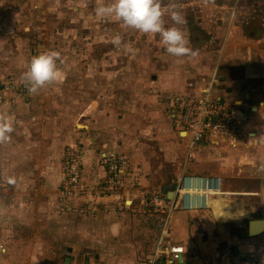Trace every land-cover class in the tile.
Here are the masks:
<instances>
[{"label": "crops", "instance_id": "0c3cea01", "mask_svg": "<svg viewBox=\"0 0 264 264\" xmlns=\"http://www.w3.org/2000/svg\"><path fill=\"white\" fill-rule=\"evenodd\" d=\"M59 1L50 0L44 5L57 7ZM64 1L67 7H73L74 16L84 12V17L88 18L95 13L89 0ZM93 2L95 7L100 4ZM40 4L37 0H0V10L8 8L12 22L15 21L11 28L2 29L13 37L24 30L28 36L19 41L16 49L21 51L19 54H30L32 59L39 53L32 49L28 53L25 47H32L29 40L32 32L43 28L42 37L46 38L43 45L48 46L47 52L59 53L61 64L64 59L79 60L76 72L83 71V85L77 83L79 88L75 89L69 80L72 75L69 65H60L62 77L50 84V88L46 85L32 95L28 103L20 101L17 106H0V114H6L14 126L12 141L0 142V241L6 248V252L0 254V264H64L69 249L74 264H84L82 255L92 257L93 264H147L157 254L165 230L185 248L186 255L178 264H264V232L257 237L249 235L250 221H264V217L241 225L239 222L244 219L240 217L229 225L233 213L224 209L219 215L214 209L215 198L204 214V221L197 216L201 212L160 211L150 203L158 196L167 200L166 206L170 207L173 198L169 199L170 191L164 189L175 186L184 175L197 179L218 177L223 187L221 174L237 171L244 175L249 170L248 188L256 185L262 193L264 186H258V182L263 179L260 173H264L260 167L264 164V49L258 53L250 49L240 61L224 55L223 67L230 78L222 76L221 82L213 75L216 72L211 75L207 66L195 60L197 55L186 56L192 68L188 74L180 61L169 66L164 59L149 63L145 46L142 47L144 58L148 59L138 71L128 61H117V57L103 63L100 58L86 61L83 54L94 52V47L74 45L77 41L72 40L68 25L63 30L62 25L56 24L59 20L52 21L55 8L48 11L44 19H37L32 11ZM77 6L80 8L76 9ZM255 25L264 28L262 20ZM182 26L187 30L193 28L190 35L198 40H191V36L190 41L196 50L207 43L202 39L203 34L205 38L208 35L198 25ZM130 31L141 35L136 30ZM259 33L254 39L256 42L264 39V33ZM113 34L121 36L122 32L115 30ZM207 40L209 42L210 38ZM57 43L64 49L55 50ZM126 47L139 56L135 47ZM123 49L114 46L109 55L121 53ZM230 52L223 51L224 54ZM78 55L80 59L76 58ZM70 67L74 69L72 64ZM241 69L243 76L247 73L245 80L234 76V71ZM209 76L210 81L206 82ZM69 85L77 92V106L69 97L70 91H64ZM207 88H211L212 95L223 105L229 106L238 127L246 134V142L231 148L220 141L206 140L190 153L189 137L174 127V104L170 103L178 98L199 96ZM62 102L61 112L58 110L54 115L49 111V104L59 106ZM38 104H42V111L28 118L27 124L19 121L14 125L17 118L25 116L24 110ZM73 144L81 148L82 179L87 184H99L107 178L99 162L101 155L121 153L126 157L127 191L121 203L115 205L114 200H105L84 205L60 194L64 150ZM214 160L220 163L219 169L204 174ZM226 193L235 196L236 191L226 190ZM208 215L212 223L207 222ZM160 262L165 264L163 259Z\"/></svg>", "mask_w": 264, "mask_h": 264}, {"label": "rangeland", "instance_id": "374dc122", "mask_svg": "<svg viewBox=\"0 0 264 264\" xmlns=\"http://www.w3.org/2000/svg\"><path fill=\"white\" fill-rule=\"evenodd\" d=\"M93 1L94 0H89L90 2L89 4H91L92 7L96 8L97 6L95 7V5H93L94 3ZM96 2L100 3L99 6H101L110 3L111 0H99V1L96 0ZM65 3L67 2L61 0V2L60 1L58 2L57 7H54L53 4L44 5V3H42L38 5L35 8L36 10L32 12L36 14L35 17L37 19H44L46 17V13H48V11H51L52 9L55 8V15L52 18V21L59 20L56 21V24L62 25L64 27L63 30L68 25L69 30L72 33V40L77 41V42L74 41L75 42L74 45L78 47H82V46L90 47V48L94 47L95 49L94 52H89L88 55L81 53V55L83 54L85 56L86 61H97L100 58L101 61L100 63H103L108 61L107 59L110 57H112L111 59H115L117 57V61H119L120 59H122V61L125 60L124 63L128 61L131 67H133L136 71H138L139 69H142L144 66L142 62L148 59V58H144L145 54H147L149 56V60H148L149 63L150 62L153 63V61L156 60L158 61V59L159 61H162L164 59L166 64H168L169 66V64H173L172 62L174 61H180L182 67H184L183 69H185L188 74H190V72L192 71L191 70L192 68L189 66L190 63H188V61L186 60L187 58L186 56L181 58L173 57L170 56L166 52V50H164L163 52L165 53V56L164 57L162 56V47H164V45L161 43V38L158 34L152 35V34H144L139 32L141 35L136 36V33L130 31L131 29L122 27V25L119 22H116L114 19L104 18L105 22H103V19L96 18L95 13H92L93 17L89 15L88 18H85L84 17L85 13L83 12L77 17L74 16L76 14L73 12V7L69 8L67 7V5H65ZM161 4H162V9L165 11V15L163 19L165 21L166 28L177 26L173 24L169 14V5L176 4L178 5V10L182 12L185 20L189 21V24L198 25L199 28L206 35H208L205 38L203 34V39H202L204 42H207L208 44L205 43L202 46H199V50H196L195 46L190 41L192 36L190 35L192 33L190 31V28H188L187 30V28H185L182 25L180 27L185 35V38L188 41L187 46L190 47V45L192 44L191 49L197 53V57L195 58V60L198 61L200 60V63L202 65L207 66L212 71L214 70L213 72H216L215 74H213L215 78L219 74V70H220L219 67L221 65L220 63L224 60L223 58L225 57L224 55L235 57L236 61H240L244 57V52L246 51L250 52L249 51L250 49H255L253 51L258 53L259 50L264 49V39L260 42H256L254 40L256 36H260L259 32L264 33V28L260 29L259 27L256 26L255 32L249 29L251 23H255L256 21H261V20L263 22V27H264V3H254L248 0H214V3H209L206 5L204 3V0H161ZM75 8L79 9L80 7L77 6ZM10 14L11 12H9L8 8L6 9L2 8L0 10V83H6V85L8 86H12L13 84L20 86V84H23L21 82V75L28 68L31 58L29 56L30 54L29 55L24 53L19 54L21 51L17 52L18 50L16 48L18 47L19 41L26 40L28 34L24 30H22L18 36L13 37L12 35H9L7 31H4L2 29L5 28L7 30V28H11L12 26H14L15 21L14 23L12 22L13 18L10 17ZM47 16H50V14ZM92 18L96 20H93L92 22ZM38 25H41V22H39ZM27 29L31 30L32 28H27ZM115 30L120 33L122 32L121 46L124 47V49L121 53L118 54L114 53L113 56H110L109 53L112 51L111 48L112 49L114 48V45L112 44L111 41L112 38L114 37L113 33ZM109 32L111 34H108ZM32 34H33L32 39H29L32 42V47L31 46L25 47L28 53L31 51L30 49L34 51L36 50V52H38L39 55L41 53L47 52L45 48L48 46L46 45V43L45 45H43L44 42H46V38L42 37L43 28L41 27L36 28L34 32H32ZM92 38L95 39L92 40ZM209 38L210 40L208 42L207 39ZM68 39L64 41H68ZM229 45L231 48L229 47ZM126 46L135 47L140 52L139 56L135 52L125 50L126 48H128ZM143 46H145L148 49L149 51L148 53H145V51L143 50L144 48ZM63 49L64 47L63 46L60 47L59 43H57V46H55V50L59 51ZM226 49L231 50L230 54L223 53V51ZM95 51H97V53ZM156 52L158 53V55H156ZM221 56L223 59L221 58ZM76 58H79V55ZM59 60L61 59L59 58L57 60L58 67H60V65L64 67L66 64L69 65V69L72 74L69 80L74 83L73 84L74 88L75 89L79 88V86H77V83H80V85L82 86L83 71H79L78 74L76 72V67L79 66L78 65L79 60L78 61L71 60L70 62L69 59L68 61L64 59L63 64H61L62 61ZM219 60L220 63L218 65ZM210 61L216 63L210 64ZM71 64L72 67H74V69L70 67ZM101 71L104 70L101 69ZM78 79H80L79 80L80 82H78ZM205 81L209 82L210 79L209 80L206 79ZM221 81L222 78H219L218 82ZM47 86L49 88L51 87V85H47ZM215 87L213 86V88ZM64 88H65L64 91L66 92L70 91L69 93L71 95L69 97L77 106V102H76L77 92L75 91V89H72L71 85H69L68 87L66 86ZM53 95L54 93L52 94V96ZM8 97L9 99H12L13 93L11 92L8 93ZM30 99H31L30 97L28 100L23 98H18V100L15 103L2 101L0 103V106L12 107L13 105L15 106L16 104L17 105L21 104L20 101H24L25 103H28ZM63 104L64 102H62V104L59 106L57 104L55 105L49 104L48 109L50 112H53L54 115H56V112L58 110L60 112L62 111ZM170 104L173 105L174 100ZM40 105L42 107V104H38L31 109L29 108L24 110L23 114L25 116L22 115V117L17 118V121H15L14 125L18 124L19 121L21 122L23 121V123L27 124L28 118H31L32 115H34V113L38 114L40 111H42ZM76 106L74 108H76ZM0 113H2V110H0ZM10 121L11 119L9 120V122ZM12 127L14 128L13 125ZM11 139H12V133L10 140ZM85 156L87 157V155ZM219 166L220 163L217 160L212 161L211 163L208 164L207 169H205L204 171V174H210L212 172L214 173L216 170L219 169ZM248 171L249 170H247V172ZM247 172H245L244 175H239L237 171L227 173V175L221 174V177L223 179L224 193H226V190L236 191V193H234L235 196H231L230 195L231 193H226L229 195L214 199L215 202H219L221 199H223V201H225V205H228V207H230V211L231 213H233V215L229 219L230 220L228 222L229 225L232 222H235L236 220L240 219V217L244 219V222L243 221L241 222L240 220L239 222L240 225L247 223L249 220H253L254 218L264 217L263 215L264 187L262 189L263 190L262 193L258 191L256 185L252 187V189L251 188L249 189L247 183L248 180L250 179V176ZM259 176H262L263 179L261 182L260 181L258 182V184L260 183L258 186L261 185L264 186V173H260ZM256 194L258 196H255ZM252 195H254L255 197ZM254 210H256V212H254ZM150 211L153 212L152 209H150ZM206 213L207 212L197 213L199 220L204 221L205 220L204 214ZM136 216H138V214H136ZM200 216L203 219H201ZM207 218H208L207 222L209 223L213 222L210 215H208ZM220 227L227 228L226 225H221Z\"/></svg>", "mask_w": 264, "mask_h": 264}, {"label": "built area", "instance_id": "2783aa9c", "mask_svg": "<svg viewBox=\"0 0 264 264\" xmlns=\"http://www.w3.org/2000/svg\"><path fill=\"white\" fill-rule=\"evenodd\" d=\"M46 3L50 0H37ZM254 3H264V0H248ZM13 93L9 99L8 93ZM31 95V96H30ZM30 94L23 84L20 86L6 83L0 84V103L2 101L15 103L18 98L28 100ZM174 127L178 132L189 137L190 153H194L198 144L206 140H216L226 146L234 148L246 142V134L238 127L228 105H223L213 95L211 88L196 97H185L174 100ZM107 178L99 184H87L83 181L84 157L80 146L73 144L65 148L62 160L63 181L60 194L70 201L82 204L97 203L99 201L114 200L115 205L121 203L127 191L128 162L121 153H108L99 157ZM221 178L197 179L191 175H184L174 186V197L170 207L167 200L154 196L150 203L160 211L165 209L179 210L193 214L206 212L214 198L222 197ZM167 202V203H166ZM6 252L5 245L0 241V254ZM186 255L184 246L169 237L168 230L163 233L159 242L157 254L150 258L147 264H178Z\"/></svg>", "mask_w": 264, "mask_h": 264}, {"label": "clouds", "instance_id": "9594fccd", "mask_svg": "<svg viewBox=\"0 0 264 264\" xmlns=\"http://www.w3.org/2000/svg\"><path fill=\"white\" fill-rule=\"evenodd\" d=\"M207 5L214 0H204ZM97 18H111L119 22L122 27L133 29L140 33L159 35L161 43L166 52L173 57L185 56L195 57L197 53L190 49L188 41L179 25H184L186 20L178 5H169L170 18L173 27H165L163 19L165 11L162 9L161 0H111L106 5L97 6L95 9ZM112 44L118 49L121 47V36L119 34L112 38ZM126 50L131 51L130 47ZM59 53L55 51L44 52L34 56L28 68L21 75V82L30 94H38L46 85L58 82L62 72L57 66ZM14 128L6 114H0V142L11 138ZM264 171V164L261 166Z\"/></svg>", "mask_w": 264, "mask_h": 264}, {"label": "water", "instance_id": "95a60500", "mask_svg": "<svg viewBox=\"0 0 264 264\" xmlns=\"http://www.w3.org/2000/svg\"><path fill=\"white\" fill-rule=\"evenodd\" d=\"M244 109V107L242 108ZM244 111V110H242ZM164 190H169V194H168V197L169 199H172L174 197V186H166ZM256 225V228L254 229V231L252 230V226H255ZM264 221H250V224H249V235L250 237H257L258 235H262L263 232H264ZM67 255L64 257V264H74V258H72L71 256V250L69 249L67 251ZM81 257H83L84 259V264H93V259L92 257H88V255H82ZM99 257L96 256L95 257V260H97ZM182 262V261H180ZM101 264V263H100Z\"/></svg>", "mask_w": 264, "mask_h": 264}, {"label": "flooded vegetation", "instance_id": "af4514ba", "mask_svg": "<svg viewBox=\"0 0 264 264\" xmlns=\"http://www.w3.org/2000/svg\"><path fill=\"white\" fill-rule=\"evenodd\" d=\"M189 23V21H187L186 20V23L185 24H188ZM249 29L250 30H255L256 29V25H255V23H251V25H250V27H249ZM190 31L191 32H193V28H191L190 27ZM164 50L165 49H162V54H163V52H164ZM214 63H216V62H212V61H210V64H214ZM214 66V65H213ZM220 70H219V74L217 75V80L219 79V78H223L224 76H225V78L226 79H229L230 77H229V75H228V72L225 70V68L223 67V61L221 62V65H220ZM213 71L211 70V73H212ZM243 72H244V70H239V71H234V76H237V77H243L244 79L243 80H245L246 79V77H244L247 73L245 72V75L243 76ZM211 76V75H210ZM210 76H209V78L208 79H210ZM221 76V77H220ZM223 76V77H222Z\"/></svg>", "mask_w": 264, "mask_h": 264}, {"label": "bare ground", "instance_id": "6f19581e", "mask_svg": "<svg viewBox=\"0 0 264 264\" xmlns=\"http://www.w3.org/2000/svg\"><path fill=\"white\" fill-rule=\"evenodd\" d=\"M226 51H229V50L226 49ZM223 196H227V194H224ZM214 209L216 211H218L219 215H220V213H223L224 209H226V211H230V207H228V205H225V201H222V200H220V202L215 203ZM255 228H256V225L252 226V230L253 231H254Z\"/></svg>", "mask_w": 264, "mask_h": 264}, {"label": "trees", "instance_id": "16d2710c", "mask_svg": "<svg viewBox=\"0 0 264 264\" xmlns=\"http://www.w3.org/2000/svg\"><path fill=\"white\" fill-rule=\"evenodd\" d=\"M191 40H194L195 41V40H198V39H196V37L192 36V39Z\"/></svg>", "mask_w": 264, "mask_h": 264}]
</instances>
